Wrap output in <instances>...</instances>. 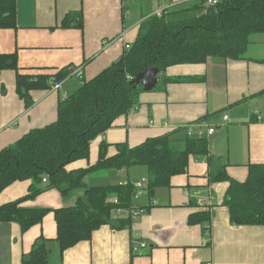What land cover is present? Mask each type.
<instances>
[{
	"label": "crops",
	"instance_id": "0c3cea01",
	"mask_svg": "<svg viewBox=\"0 0 264 264\" xmlns=\"http://www.w3.org/2000/svg\"><path fill=\"white\" fill-rule=\"evenodd\" d=\"M186 1L191 0H16V26L0 28V53L14 54L23 74L56 73L66 67H81L82 74H70L58 86L30 90L32 105L26 108L16 91L15 70H1L0 150L55 121L59 100L117 60L147 16ZM68 13L74 15L72 22L61 26ZM76 14H81V28L75 24ZM263 58L264 34H255L245 59L209 58L168 66L158 73L153 89L140 91L136 104L90 141L88 156L70 162L66 170L94 165L101 143L109 157L117 153V145L133 147L148 137L170 133L171 139L182 140L184 126L204 118L214 127L211 134L203 130L201 135L210 153L226 164L231 178L244 181L250 164L264 163V118L257 119L264 117ZM160 75L183 80L165 82ZM208 171L204 157L191 156L186 172L172 176L169 186L134 196L131 207L144 208L141 214L122 210L112 216L115 225L99 226L62 254L53 210L73 206L83 189L62 195L47 187L22 203L51 209L42 222L22 232L18 223L0 220V264H20L40 235L47 239L48 264H264V224L233 225L222 203L228 182H209ZM147 176L145 166L98 169L88 172L84 182L104 186ZM30 183L16 180L5 187L0 205L23 197ZM196 211L209 212L207 227L188 222ZM124 220L129 221L121 225ZM142 241L146 246L133 253L132 247Z\"/></svg>",
	"mask_w": 264,
	"mask_h": 264
},
{
	"label": "trees",
	"instance_id": "16d2710c",
	"mask_svg": "<svg viewBox=\"0 0 264 264\" xmlns=\"http://www.w3.org/2000/svg\"><path fill=\"white\" fill-rule=\"evenodd\" d=\"M76 15L75 24L81 28V14ZM73 16L68 13L60 25H69ZM15 26L16 0H0V28ZM255 34H264V0H218L212 5L207 0H191L147 16L140 23L133 43L117 60L59 100L55 121L29 130L0 150V192L16 180H31L23 197L0 205V220L16 222L25 232L42 222L51 209L24 207V201L35 198L47 187L58 189L62 195L82 188L83 194L73 206L53 210L55 239L62 254L90 238L99 226L115 225L113 208L132 205L135 195L132 182L87 186L84 176L88 172L145 166L148 172L145 189L152 195L156 188L169 186L172 176L186 172L192 156L206 159L209 182H228L222 203L228 208L233 225H263L264 163L250 164L246 179L237 181L228 175L226 164L210 153L204 136L173 140L166 133L148 137L133 147L119 144L117 153L109 157L107 145L101 143L94 165L70 171L65 168L74 160L86 158L90 141L136 104L143 89L131 81L147 67L163 73L174 64L203 63L209 58L245 59ZM3 69L15 70L16 91L28 108L32 105L30 90L51 88L70 75L71 67L56 73L23 74L14 54L0 53V71ZM159 77L165 82L183 80ZM43 177L47 178L45 186L40 185ZM128 221H122L121 225ZM209 221L208 211L193 212L188 218L189 223L205 227ZM46 240L38 236L20 264H48Z\"/></svg>",
	"mask_w": 264,
	"mask_h": 264
},
{
	"label": "built area",
	"instance_id": "2783aa9c",
	"mask_svg": "<svg viewBox=\"0 0 264 264\" xmlns=\"http://www.w3.org/2000/svg\"><path fill=\"white\" fill-rule=\"evenodd\" d=\"M218 0H207L208 4H215L217 3ZM159 14V13H158ZM129 45H125V49H128ZM70 74H73L75 76L81 77L82 74V69L81 67H76V68H71L70 69ZM54 86H58V85H54ZM227 115L224 114L222 115V119L223 121L227 120ZM264 118L263 116L258 115L257 119H262ZM185 129V133L187 137H201L202 135V131L205 130L207 134H211L214 131V127L211 126L204 118H199L196 121H193L191 123H188L187 125L184 126ZM43 182H47V178L43 177L42 178ZM147 183V179L142 178L139 179L135 182H133V186L135 188V195H140L144 192H146L145 186ZM113 202L116 203L117 200L113 199ZM155 203V202H153ZM122 210H128L129 214L136 216L138 214H141L144 211V208L142 207H128V208H113L111 210L112 216H119ZM146 246L145 242H140L138 245H134L132 247L133 253L137 254L141 252V249L144 248Z\"/></svg>",
	"mask_w": 264,
	"mask_h": 264
},
{
	"label": "water",
	"instance_id": "95a60500",
	"mask_svg": "<svg viewBox=\"0 0 264 264\" xmlns=\"http://www.w3.org/2000/svg\"><path fill=\"white\" fill-rule=\"evenodd\" d=\"M159 71L155 67H147L143 72L136 75L131 82L140 84L143 90H151L157 84Z\"/></svg>",
	"mask_w": 264,
	"mask_h": 264
},
{
	"label": "rangeland",
	"instance_id": "374dc122",
	"mask_svg": "<svg viewBox=\"0 0 264 264\" xmlns=\"http://www.w3.org/2000/svg\"><path fill=\"white\" fill-rule=\"evenodd\" d=\"M160 12H161V11H158L157 14L160 13ZM135 167H139V166H135Z\"/></svg>",
	"mask_w": 264,
	"mask_h": 264
}]
</instances>
